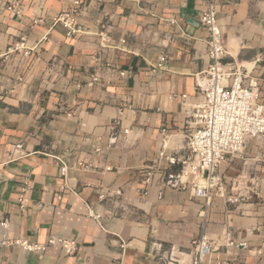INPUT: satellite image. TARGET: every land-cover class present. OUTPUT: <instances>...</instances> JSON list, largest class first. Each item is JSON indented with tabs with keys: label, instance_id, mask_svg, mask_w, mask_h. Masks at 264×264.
Segmentation results:
<instances>
[{
	"label": "crops",
	"instance_id": "crops-1",
	"mask_svg": "<svg viewBox=\"0 0 264 264\" xmlns=\"http://www.w3.org/2000/svg\"><path fill=\"white\" fill-rule=\"evenodd\" d=\"M13 1L0 0V53L23 35L35 49L25 60L0 58V264H192L191 240L202 225L216 248L212 258L264 264V139L247 143L244 167L258 184L237 207L220 197L205 205L189 189H161L157 175L147 196L139 193L163 141L167 154L183 150L193 76L209 61L197 18L205 0H81L73 37L54 22L72 0H19L21 17L3 9ZM217 15L226 62L257 79L264 101V0H217ZM164 54L165 68L154 69ZM91 74L99 78L94 86L87 85ZM120 128L127 134L110 144ZM238 162L221 171L232 177ZM226 229L244 245L225 248ZM51 236L75 240L77 251L29 252L14 243Z\"/></svg>",
	"mask_w": 264,
	"mask_h": 264
},
{
	"label": "built area",
	"instance_id": "built-area-1",
	"mask_svg": "<svg viewBox=\"0 0 264 264\" xmlns=\"http://www.w3.org/2000/svg\"><path fill=\"white\" fill-rule=\"evenodd\" d=\"M82 6L81 0H72V7L54 18V22L62 23L65 27L67 37L79 33L77 16ZM3 9L13 17L22 16L23 9L19 0L4 4ZM197 18L206 31L209 61L205 68L193 76L195 101L185 119V144L181 154L172 155L164 151L165 141L162 142V149L158 152L155 163L156 170L153 167L145 168L143 183L146 188L139 190V193L140 196H147V186L157 175L161 189H189L195 197L202 198L205 205L211 204L214 197H220L228 206L237 207L252 199L256 194L258 182L250 170L246 171L249 180H242L241 183L225 176L221 168L230 160L243 158L249 141L264 139V101L260 100L257 79L246 73L238 62H226L227 49L218 22L217 0H205ZM170 23L174 21L170 20ZM34 49V46L27 44V36L23 35L17 42L8 46L4 53H0V58L7 60L11 53H18L20 60H25L31 56ZM262 55L258 54L256 61H259ZM166 61L165 54L159 56L154 69H164ZM120 74L124 75V72ZM18 79H21V76ZM98 81V76L91 74L87 85L94 86ZM187 97L186 94L181 95L183 100ZM121 114L122 111L119 118L113 122V129L121 125ZM121 132L127 134L128 130L120 128L119 132L115 131L109 143H115ZM168 132L166 127L160 130L164 140ZM16 147L19 149L22 144ZM60 172L65 177L66 166H62ZM29 188L28 179H23L17 194V203L21 209L24 208ZM160 192L162 194V190ZM114 194L120 196L121 190H115ZM99 198L104 200L105 195L100 194ZM91 215L100 218L96 214ZM109 215L117 216L112 212H109ZM200 230L199 236L191 240L194 253L192 264H235V259L231 257L212 258L216 248L206 235L204 225ZM224 235L225 248L234 247L236 243L244 245L235 241L231 230L226 229ZM14 243L29 252H44L54 246L61 247L66 254H74L77 251L75 240L57 236H51L42 243L26 239L15 240ZM262 249L264 253V243Z\"/></svg>",
	"mask_w": 264,
	"mask_h": 264
},
{
	"label": "rangeland",
	"instance_id": "rangeland-1",
	"mask_svg": "<svg viewBox=\"0 0 264 264\" xmlns=\"http://www.w3.org/2000/svg\"><path fill=\"white\" fill-rule=\"evenodd\" d=\"M235 161L237 160V161H240V162H238L239 164H236L237 165V167H238V170H236V171H238V172H236V174L235 175H233L232 177H228V178H230L231 180H235V179H237L238 180V182H240L241 181V183L243 182V181H246V180H249V176H247V174H246V170H245V164H244V161H245V158L243 157V158H241V159H234ZM226 173V172H225ZM243 180V181H242Z\"/></svg>",
	"mask_w": 264,
	"mask_h": 264
}]
</instances>
